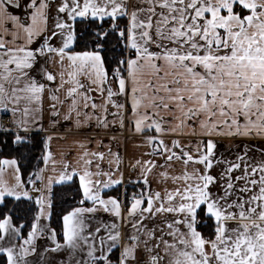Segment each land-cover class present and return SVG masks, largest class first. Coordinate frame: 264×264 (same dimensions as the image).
<instances>
[{"label": "snow or ice", "instance_id": "snow-or-ice-1", "mask_svg": "<svg viewBox=\"0 0 264 264\" xmlns=\"http://www.w3.org/2000/svg\"><path fill=\"white\" fill-rule=\"evenodd\" d=\"M0 116V264H264V0H0Z\"/></svg>", "mask_w": 264, "mask_h": 264}, {"label": "trees", "instance_id": "trees-1", "mask_svg": "<svg viewBox=\"0 0 264 264\" xmlns=\"http://www.w3.org/2000/svg\"><path fill=\"white\" fill-rule=\"evenodd\" d=\"M0 149H3L2 151H0V158H8L12 155H15V153L12 152L10 148H5L3 145H0ZM33 154L38 155L39 149H36ZM33 163H35V162H33Z\"/></svg>", "mask_w": 264, "mask_h": 264}, {"label": "crops", "instance_id": "crops-1", "mask_svg": "<svg viewBox=\"0 0 264 264\" xmlns=\"http://www.w3.org/2000/svg\"><path fill=\"white\" fill-rule=\"evenodd\" d=\"M1 117V116H0ZM46 124H47V121H45ZM57 147V145L54 144V148ZM128 148H129V152H128V155L130 156L132 154V143L129 142V145H128ZM9 158V157H8Z\"/></svg>", "mask_w": 264, "mask_h": 264}, {"label": "built area", "instance_id": "built-area-1", "mask_svg": "<svg viewBox=\"0 0 264 264\" xmlns=\"http://www.w3.org/2000/svg\"><path fill=\"white\" fill-rule=\"evenodd\" d=\"M0 118H4L3 116H1Z\"/></svg>", "mask_w": 264, "mask_h": 264}]
</instances>
